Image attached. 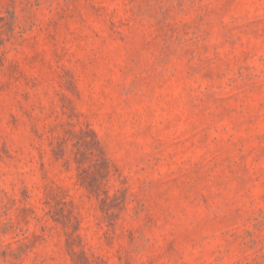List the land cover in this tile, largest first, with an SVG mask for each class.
I'll list each match as a JSON object with an SVG mask.
<instances>
[{
    "label": "rangeland",
    "instance_id": "374dc122",
    "mask_svg": "<svg viewBox=\"0 0 264 264\" xmlns=\"http://www.w3.org/2000/svg\"><path fill=\"white\" fill-rule=\"evenodd\" d=\"M0 264H264V0H0Z\"/></svg>",
    "mask_w": 264,
    "mask_h": 264
}]
</instances>
